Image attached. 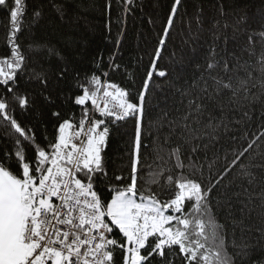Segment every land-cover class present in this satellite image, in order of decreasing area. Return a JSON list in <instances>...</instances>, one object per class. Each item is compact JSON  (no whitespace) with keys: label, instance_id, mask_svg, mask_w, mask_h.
<instances>
[{"label":"snow or ice","instance_id":"6c2138e0","mask_svg":"<svg viewBox=\"0 0 264 264\" xmlns=\"http://www.w3.org/2000/svg\"><path fill=\"white\" fill-rule=\"evenodd\" d=\"M124 3L127 12L134 0H124ZM26 4L27 0H0V9L7 10V45L10 49L9 56L0 58V88L11 94L12 105L6 94H0V128L12 142L11 148L0 150V264H174L177 257H182V264H235V258L227 251L226 236L220 231L223 225L211 215L210 199L223 175L215 184L210 182L209 187H204L199 180L186 175L185 169L193 175L199 172L201 176L205 163L211 169L215 160L207 161L209 144L203 143L204 137L217 141L221 128L225 134L232 130L222 117L218 123H211L215 118L210 113L209 123L200 127L205 99L213 102L227 94L231 103L243 107L242 101L255 103L259 100V95L252 93L253 88L259 86L260 94H264V52L257 57V66L249 70L238 57H234L236 64L231 67L227 60L221 64L216 59V45H210L206 71L219 68L225 75L209 77L213 81L209 92L202 74L200 79L204 80V87L200 94L190 96L188 90L173 85L167 79L168 72L158 67L182 7V0H173L158 43L149 55V63L144 66L135 101L130 99L126 88L102 80L109 75L107 71L86 74L85 86L70 66L64 65L58 70L55 74L57 83L71 78L74 83L69 90H80L67 96L66 101L79 106L81 115L77 122L75 118H62L60 111H52L51 115L57 118L56 135L52 139L45 136L48 143L42 147L34 129L22 126L14 115L16 108L27 112L34 105L30 95L20 92L17 87L27 60L17 43ZM56 11L63 18L58 6ZM42 17V10L36 8L29 24L37 25ZM227 27L225 24L224 28ZM254 35L264 39V32L249 33L250 44ZM213 39L219 41L220 34H213ZM28 51L38 53L44 60H50L53 55L63 59L57 50L47 45L29 44ZM248 54L254 55L251 51ZM102 61V57L94 61L96 69H101ZM107 67L120 68L115 62V54L108 58ZM254 72L259 75L254 76ZM161 78L182 96H190L187 111L179 120L169 118L167 112L149 119L146 132L144 123L150 108L158 107L151 104L150 97L155 91H163ZM29 79L41 86L44 102L55 105L57 97L49 90L51 77L42 72ZM243 116L247 121L251 120L248 111H244ZM129 118L135 119L134 137L128 153L130 172L127 177H114L116 181L129 182L122 187L111 185L109 190L113 194L106 202L97 189L99 179L108 176L103 153L111 126ZM165 128L167 131L163 132ZM149 136L152 139L146 143ZM231 139L236 141L238 138L232 136ZM240 139L246 141L247 146L233 148V159L225 174L238 166V174L252 184L256 179L252 169H264V159L256 160V157L264 156L261 152L264 130L253 133L251 138L244 132ZM25 145L33 148L31 160L26 157ZM201 153H204L203 157ZM149 155L153 162L145 164ZM173 167L178 170L175 177L171 174ZM140 173H144L145 183L160 184L163 178L167 186H174L173 198L162 202L150 187L146 189L149 195L140 192L137 188ZM165 173L169 174L165 176ZM186 204L189 205L187 212ZM205 217H208L207 221ZM257 231L264 240V228ZM231 246L237 247L235 241ZM240 247L246 257L251 256L248 244ZM252 264L261 262L253 261Z\"/></svg>","mask_w":264,"mask_h":264},{"label":"trees","instance_id":"16d2710c","mask_svg":"<svg viewBox=\"0 0 264 264\" xmlns=\"http://www.w3.org/2000/svg\"><path fill=\"white\" fill-rule=\"evenodd\" d=\"M172 3L173 0H134V3L128 6L130 10L126 12L124 0H27L26 15L17 40L27 60L25 71L17 87L20 92H27L30 95L34 105L27 112H21L16 108L15 118L22 126L34 129L37 142L42 147L48 143L44 139L45 136L52 139L56 135L57 118L51 115L52 111H60L62 118H75L78 122L81 115L80 108L71 101H66V97L80 90L77 88L69 90L74 83L71 78L60 83L55 79V74L64 65L70 66L74 74L78 73L80 81L84 82L85 86H87L86 74L107 71L109 75L106 78L102 77V80L107 79L126 88L130 93V99L135 101L142 83L144 66L149 63V55L158 43ZM57 6L62 10L63 18L56 11ZM36 8L42 10L43 17L33 26L29 24V20ZM8 23L7 10L0 9V58L10 55L7 45ZM225 24L228 25L226 29ZM261 32H264V0H182V7L178 10V17L170 33L166 50L162 52V59L158 61V67L168 72L167 79L172 81L173 85L181 90H188L190 96L200 94L204 80H207L211 92L213 81L209 77L225 74L219 68L211 72L206 71L209 46L216 45V59L220 60L221 64L227 60L231 67L236 64L234 57H238L240 63L251 70L252 67L257 66V57L264 52V39L254 35L250 44L248 36L249 33ZM216 33L220 34L219 41L213 39V34ZM29 44L54 48L63 59L55 55L50 60L41 59L38 53L28 51ZM249 51L254 55L250 56ZM113 54H115V62L120 65L117 70L107 67L108 58ZM101 57L103 61L101 69L98 70L94 61ZM42 72L51 77L49 90L57 97L55 105H47L40 95L39 83L29 79L30 76ZM202 74L204 80L200 79ZM229 75L234 76L235 73ZM240 75L244 73L240 72ZM253 75L259 74L254 72ZM194 83L195 87H193ZM252 93L258 94L259 100L255 103L242 101L243 107L231 103L227 94L217 97L213 102L204 100L206 108L201 117L203 123L200 127L203 128V124L209 123L210 113L215 118L211 123H218L222 117L232 130L225 134L221 128L217 133L220 137L217 141H210L207 136L204 137L203 143L209 144L207 161L215 160L211 169L208 168V163H205L202 176L199 172L193 175L190 170L185 169L186 175L199 180L204 187H209L210 182L215 184L223 175L224 178L213 190L210 199L211 215L223 225L220 231L226 236L229 244L227 251L235 258V264H252L253 261L264 264V260L261 259L264 257L262 250L264 240L260 239L261 233L257 231L264 228V195H262L264 169H252L256 176L252 184L248 183L247 178H242L238 174V166L225 174L229 162L233 159L231 154L233 148L247 146V142L240 139L243 133L247 132L251 138L253 133L258 134L264 130V94H260L259 86L253 88ZM0 94H6L12 106L11 94L4 93L2 88ZM44 94L47 95V92ZM190 96H182L175 87L163 83V91H155L150 97L151 104L158 107L150 108L144 123L146 132L149 129V119L162 116L164 112L169 114V118L179 120L187 111L186 105ZM244 111L249 112L250 121L243 116ZM134 129V118L111 126L107 147L103 153L108 176L101 177L97 182V189L106 202L110 201L113 194L109 190L111 185L122 187L129 182L116 181L114 177L115 175L127 177L130 172L128 153L131 150ZM166 131L167 128L163 130ZM3 132L4 129L0 128V150L12 147L11 140L4 136ZM232 136L238 139L233 141ZM151 139L152 137L149 136L146 143ZM25 152L27 159L31 160L34 155L33 148L25 145ZM261 152L264 153V144H261ZM201 156L203 157L204 153H201ZM261 159H264V156L256 157L257 161ZM152 162L151 155L144 161L145 164ZM171 165L172 162L169 161V166ZM177 172L178 170L173 167L171 174L175 177ZM168 174L165 173V176ZM145 179L144 173L138 175L137 188L144 195H149L146 189L150 187L151 192L155 193L162 202L173 198L174 186H167L163 178L160 184H148L145 183ZM188 208L189 205L186 204V212ZM207 219L208 217H205L206 221ZM233 241L237 247L231 246ZM244 244L250 246V257H246L242 252L240 246ZM117 260L119 261V252ZM174 264H182V257H177Z\"/></svg>","mask_w":264,"mask_h":264}]
</instances>
